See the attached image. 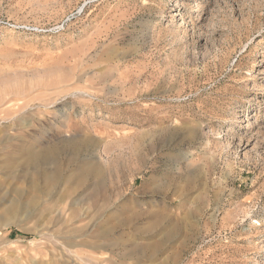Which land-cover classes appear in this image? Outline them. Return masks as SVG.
Masks as SVG:
<instances>
[{
    "label": "rangeland",
    "instance_id": "obj_1",
    "mask_svg": "<svg viewBox=\"0 0 264 264\" xmlns=\"http://www.w3.org/2000/svg\"><path fill=\"white\" fill-rule=\"evenodd\" d=\"M168 261L264 264V0H0V264Z\"/></svg>",
    "mask_w": 264,
    "mask_h": 264
},
{
    "label": "bare ground",
    "instance_id": "obj_2",
    "mask_svg": "<svg viewBox=\"0 0 264 264\" xmlns=\"http://www.w3.org/2000/svg\"><path fill=\"white\" fill-rule=\"evenodd\" d=\"M84 146H85V142L83 140H81V141L69 140L64 145H58V144L54 143V144H50L48 146H43L42 148H40L38 150H34L33 148H31L28 150V152H26L27 155H26V159H25L24 163H26L27 166H30L34 169L35 176L38 177L43 182V185L45 188L46 187L47 188L54 187V186L60 184V182L64 178V176L62 174L61 166H60L59 161H58V156L60 155V153L63 152L64 150L72 149V148H74V150L83 149ZM49 162L54 163L53 168L50 171L41 170L43 168L42 166L46 163H49ZM77 166H78L79 171H78V180H77L76 184H77V186H82L84 183L85 177H86V168L87 167H84V164H77ZM89 172H94L95 174H98L99 173V167L96 164H91L89 167ZM37 188H38V186L36 185V189ZM16 207H17V204H12V208L14 210L16 209ZM101 238H102V236H101ZM68 245L71 247L77 246L76 242L75 243L71 242ZM91 247H96L95 249H97L100 247V245H96V246L91 245ZM168 264H173V262H169Z\"/></svg>",
    "mask_w": 264,
    "mask_h": 264
}]
</instances>
